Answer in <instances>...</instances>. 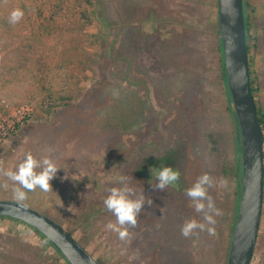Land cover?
<instances>
[{"label": "rangeland", "instance_id": "rangeland-1", "mask_svg": "<svg viewBox=\"0 0 264 264\" xmlns=\"http://www.w3.org/2000/svg\"><path fill=\"white\" fill-rule=\"evenodd\" d=\"M103 1L0 0V165L15 170L27 152L37 159L51 157L60 168L51 181L53 192L43 193L39 189L28 192L23 203L63 225L101 264H166L160 253L158 257L152 256L142 242L137 250L112 246V240L104 232L106 212L100 195L103 188L114 187L120 176L114 160L108 157L107 147L114 145L117 149L114 142L125 131L140 133L154 117L148 110L134 121L133 117L138 115L134 96L165 120L166 134L172 127L178 128L177 139L184 136L181 131L188 128L193 118H200L203 100L208 107L204 127L223 131L226 138L230 137L235 120L219 71L217 0H202L209 6L208 15L187 1L172 8L177 9L174 17L168 16L167 9L171 8L168 0ZM251 1L259 5L260 15L264 16V0ZM153 3L155 9L148 10L159 13L165 9L167 22L159 18L151 24L166 28L173 23L184 32L185 45L176 46L172 59L166 55L167 48L155 50L163 57V63L171 62L172 69L166 77L155 75L147 55L140 57L146 53L143 49L150 53L151 47L146 45L153 38L148 33L150 29L133 25L140 13L147 11L145 7ZM17 8L24 16L13 25L9 16ZM94 9L126 12L125 16L131 20L117 42V47L131 58L127 72H120L121 76L132 77L128 88L123 81H117L119 73L111 72V63L100 54L104 28ZM189 52L190 57L186 55ZM197 52L208 62L203 82L188 67V63L195 64L192 55ZM262 58L256 59L258 70ZM120 64L118 61L115 65ZM140 103L137 105L143 107ZM108 111L110 123L116 126L113 130L105 129ZM126 117L130 120L123 121ZM24 118L28 119L25 128ZM123 124L129 126L127 130ZM8 183V190L0 188V199L16 201L12 182ZM215 229V236L206 231L200 233L203 237L194 236L193 251L201 259L200 264H223L218 245L224 242L229 246L230 242L222 223H216ZM30 231L16 221L0 218V245L22 242L32 254L38 253L36 260L34 254L24 260L66 264L45 239ZM26 249L23 247V254L30 255ZM122 249H126L124 254ZM251 264H264V245L254 253Z\"/></svg>", "mask_w": 264, "mask_h": 264}, {"label": "trees", "instance_id": "trees-1", "mask_svg": "<svg viewBox=\"0 0 264 264\" xmlns=\"http://www.w3.org/2000/svg\"><path fill=\"white\" fill-rule=\"evenodd\" d=\"M187 1H189L187 4L195 6L198 9H203L205 14L208 15L209 6L203 3L202 0H176V2L168 0L167 3L171 6L170 9H167L169 11L168 16L172 14L171 16L174 17L173 13H175L177 9L172 8L176 6L179 8L181 3L185 4ZM159 5L161 6V4ZM145 9H147V11L140 13L141 17L135 19L133 25L138 27L141 26L142 28H149L150 30L148 33L153 38L150 43H144L143 45V47L146 45L151 47L150 53H147V51L143 49L142 51L146 53H141L140 57L142 58L143 55H147L149 57V61L147 62L150 66L153 65L156 72L155 75L158 77L164 75V77H166L165 74H168V71L172 69L171 62L167 63V61H165L163 63V57L159 56V53L155 50L167 48L169 51H167L166 55L169 59H172L176 46L179 47L180 45H185V38L182 36L184 32L182 31V28L180 29L179 25L172 23L174 20L171 21L172 25L166 28L151 24L159 18H164V21L167 22L165 9L159 10V13L148 10L155 9L154 3L145 7ZM216 9V20L218 24V2L216 4ZM94 12L104 28L103 43L101 44L102 49L100 54L111 63L109 67V69H112L111 72L119 73L117 81H123V86L128 88L130 78L132 77L121 76L120 72H127V64L130 62L131 58H129V54H126L121 48L119 49L117 47V42L120 32L123 31L124 28L130 26L131 20L129 19V16H125L127 14L126 12L120 11L116 14L115 10L111 11L110 9H94ZM161 13L165 15L163 16ZM115 14L118 19H116ZM260 14H262V12L259 5H256L251 0H244V17L251 89L255 98L259 120L264 128V16H261ZM182 22L183 21H181V23ZM114 28L117 29V33L116 31H113ZM177 28L180 30H177ZM216 35V49L220 54L218 59L220 77L226 88L229 102L228 108L231 111V117H234L235 120V123L231 125L230 137L226 138L223 131L204 127L203 120L206 118L208 107L203 100L201 103V114L203 116L201 115L200 118H193L187 125L188 128L181 131L184 136L177 139L178 135L175 131L177 130L179 132V129L172 127V129H169L166 134V132L163 131L164 128L166 129L165 120H162L158 115H155L152 107L147 108V105L143 103L141 104L138 101V98L134 96L136 104H134V107L138 112V115L133 117L134 121L139 120L144 114L146 115L148 110L151 111V115H154V117L152 116L150 122L147 126H144L140 133L132 134L125 131V134L114 142L117 149L112 147L114 145H108L107 154L112 162L114 160V164H116L120 176L127 175L129 177L130 186L134 187L138 194L143 191L146 200L152 199L153 204L152 206H148L147 204L143 206L142 212L138 216L137 226L135 228H130V232L133 234L130 243L121 241L118 238V234L106 229V224L109 221H114L115 217L106 208L103 209L106 212L104 232L107 233L108 237L112 240V246L137 250L139 249L137 245L139 242H142L144 243L142 246L144 245L145 249H147L152 256L155 257L160 253V259H165L166 264H200L199 261L201 259L198 255L195 256V251H193V248H195L193 247V240L196 235L202 236L200 235L201 232L197 231L196 235L186 239L181 235V227L186 220L190 219H196L203 222V215L195 212L194 208L191 206V200L185 195V191L195 183L200 175L204 173H208L215 181L214 186L211 187L212 189L210 188L211 194L209 193V195L213 198L215 206L223 213L221 216L215 217V219L217 224L222 223L225 226L226 236L229 238V242L231 240L232 231L237 218L241 193V142L237 136L238 125L228 89L222 44L219 36V26ZM192 53H195V51L192 50ZM192 53L189 52L186 55L190 57ZM198 53L199 52H197L196 55H192L195 64H192L191 66L188 63V67L192 68L194 72H197L200 76L198 79L201 80L204 77H202V75H204L208 69V62L202 60ZM259 56H263V58L260 61L261 67L258 70L255 68V62L256 59H260ZM118 61H120L121 64L115 65ZM144 93L142 92V94ZM201 99L202 97L200 100ZM137 103L144 106L141 107L137 105ZM109 115L110 111L107 112V116H105L104 119L106 123L105 129L113 130L116 126L112 125L114 124L113 121V123H110ZM127 120L130 119H128V117L123 119V121ZM27 124L28 119L24 118L22 124L24 125L23 128H25V125ZM122 126L124 130H127L126 128L129 127L124 124ZM17 127L20 128V124H18ZM147 141H149V148L147 147ZM162 166H171L174 170H178L180 172V179L164 191L154 190L152 188V183H158L155 174ZM221 181H226V186L221 185ZM112 186L118 187L120 185L118 182ZM109 188L111 187L109 186ZM107 189L103 188L100 195L102 201L108 195ZM105 212H102V214ZM263 217L255 253L264 245ZM0 218L17 221L16 219L8 217ZM30 228L45 239L64 259L59 251L44 236L32 227ZM115 239H118L119 243ZM11 243L15 244L16 242ZM18 243L19 246L28 249L24 243ZM86 249L88 248L86 247ZM228 249L229 246L225 245L224 242H221L218 245V254L223 264H226ZM88 251L90 252V250ZM33 254L36 257L38 253L34 252ZM36 259L37 257L35 260ZM95 259L101 264L96 256ZM65 262L68 264L66 260Z\"/></svg>", "mask_w": 264, "mask_h": 264}, {"label": "water", "instance_id": "water-1", "mask_svg": "<svg viewBox=\"0 0 264 264\" xmlns=\"http://www.w3.org/2000/svg\"><path fill=\"white\" fill-rule=\"evenodd\" d=\"M218 26L242 165L240 200L226 264H251L264 205V129L251 89L244 0H218ZM0 217L16 219L35 229L68 264H99L63 225L25 203L0 199Z\"/></svg>", "mask_w": 264, "mask_h": 264}, {"label": "clouds", "instance_id": "clouds-1", "mask_svg": "<svg viewBox=\"0 0 264 264\" xmlns=\"http://www.w3.org/2000/svg\"><path fill=\"white\" fill-rule=\"evenodd\" d=\"M24 16V12L17 8L9 16V23L16 24ZM60 168L55 161L49 157L37 159L31 152L24 154L21 161L13 169H5L0 165V188L8 190L9 181L12 182L13 198L18 203L28 199V192H35L39 189L43 193L53 192L51 181L56 177ZM158 183H152L154 190L164 191L170 185H174L180 179V172L171 166H162L156 171ZM118 187L107 189L108 195L103 200L104 207L115 217L114 221L106 224V229L118 234L121 241L131 242L132 233L130 228H135L138 223V216L143 206H152V199H147L142 192L137 193L136 189L130 186L129 177L121 175L118 178ZM226 186V181H221ZM215 184L214 179L208 174L200 175L195 183L185 191V195L191 200V206L195 212L203 215V222L196 219L186 220L181 227V235L189 238L197 234V231H206L210 236L216 235L215 217L223 213L215 206L213 198L209 195L208 189ZM126 249H122V253ZM94 264V261L92 262Z\"/></svg>", "mask_w": 264, "mask_h": 264}, {"label": "flooded vegetation", "instance_id": "flooded-vegetation-1", "mask_svg": "<svg viewBox=\"0 0 264 264\" xmlns=\"http://www.w3.org/2000/svg\"><path fill=\"white\" fill-rule=\"evenodd\" d=\"M217 2H218V0H217ZM219 36H220V34H219ZM263 211H264V205H263ZM262 217H263V213H262ZM2 219H7V218H2ZM11 221H15V220H11ZM16 222H18L20 225H23L24 229L29 228L31 230L30 232L32 234H36L38 236V234L34 230H32L30 228V226H28L25 223L20 222L18 220ZM36 242H37V240H36ZM22 249H23V247L19 246V243H17V242L15 244H8V245H6V244H4V242H2V244L0 245V264H38L37 262H34V261L24 260V258L31 259L32 258L31 257L32 252H31V249L30 250L28 249L29 252H31V253H30V255H27V253H24L25 254V257H24Z\"/></svg>", "mask_w": 264, "mask_h": 264}, {"label": "built area", "instance_id": "built-area-1", "mask_svg": "<svg viewBox=\"0 0 264 264\" xmlns=\"http://www.w3.org/2000/svg\"><path fill=\"white\" fill-rule=\"evenodd\" d=\"M23 226V225H22Z\"/></svg>", "mask_w": 264, "mask_h": 264}]
</instances>
